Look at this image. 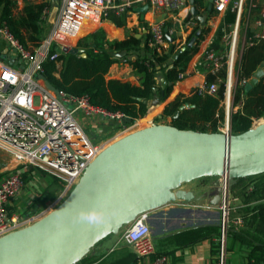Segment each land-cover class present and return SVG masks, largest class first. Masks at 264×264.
I'll use <instances>...</instances> for the list:
<instances>
[{"label":"built area","instance_id":"built-area-1","mask_svg":"<svg viewBox=\"0 0 264 264\" xmlns=\"http://www.w3.org/2000/svg\"><path fill=\"white\" fill-rule=\"evenodd\" d=\"M16 1L48 4L44 12L45 20L52 13H56L57 16L50 32L41 44L33 49L24 47L7 24L0 22V41L6 46V52L0 53V151L9 154L8 161L0 163V238L30 226L53 211L67 198L87 167L103 151L106 144L101 141L94 142V139L86 133L84 127L86 120L95 122L98 134H100L99 124L105 121L119 122L121 129L118 134L124 136L140 122L134 120L132 124L124 125L122 123L126 118L124 115L93 106L86 96L77 97L60 91L58 97L51 91L39 76L44 75V63L47 60L56 61L57 68H61L58 58L63 53H59L56 49L77 47L79 41L86 37V34L82 35L85 28L97 26L91 32L100 30V25L104 21H110L111 16L133 14L139 16L136 9L145 5L148 6L145 17L149 14V18L145 21L150 34L149 46L157 49L159 53L167 49L170 44L166 38V27L171 36L184 32H189L190 36L198 25L197 20L190 16L189 0ZM234 1L214 0V13L225 16L231 9L232 12H236L237 20L229 53L218 56L210 51L207 58L209 72L217 74L222 69L227 70L228 84L229 77L234 74L239 22L243 3L247 0ZM258 1L261 7L254 22L256 29L248 42L249 45L264 39V0ZM203 2L204 8L207 9L208 0ZM248 2L255 7L253 0ZM161 17L162 20L157 21ZM171 23L175 27L171 26ZM16 60L18 66L9 63ZM185 76V73L181 74L179 82ZM249 81H244L242 85L245 86ZM228 84L225 98L227 99L228 96L231 101L232 86L229 87ZM197 90L202 95L214 96L218 88L215 83L210 86L205 84ZM230 113L229 104L225 123L219 129L223 133H231ZM153 119L158 123L161 121V119ZM149 123L150 121H147V125ZM254 124L259 123L255 121ZM47 176L58 179L63 187L54 201L40 208L38 199L49 188V186L43 188V179L45 180ZM219 185L222 188L218 205L221 213L219 224L221 236L218 241V254L211 264H228V230L231 225L241 227L243 220L241 217L231 219L233 208H231V189L228 187L227 178H220ZM27 190L30 191L29 197L22 201ZM38 195L41 196L38 198ZM39 214L40 216H37ZM151 216L149 213L142 214L124 229L123 238L139 259H147L156 254L150 224ZM167 262V257H160L154 264H167Z\"/></svg>","mask_w":264,"mask_h":264},{"label":"water","instance_id":"water-1","mask_svg":"<svg viewBox=\"0 0 264 264\" xmlns=\"http://www.w3.org/2000/svg\"><path fill=\"white\" fill-rule=\"evenodd\" d=\"M189 3L190 16L204 28L214 12V0H208L205 14L199 11L197 0H189ZM136 11L144 21L148 6ZM165 32L168 42L174 44L175 38L168 27ZM201 34V30L196 31L181 52L193 48ZM56 50L87 57L78 47ZM126 54L124 51L115 55L124 58ZM9 63L18 66L17 60ZM171 68L173 65L169 66ZM263 77L264 63L245 85L246 91ZM39 78L59 97L60 90L45 75ZM164 84L173 86L166 81ZM158 89L156 87L154 92ZM160 105L162 100L156 96L150 108ZM193 108L189 103L180 106L172 120L177 119L181 111ZM133 121L126 117L122 123L127 125ZM147 126L125 135L101 152L53 211L30 226L0 238V264H78L96 245L118 235L140 215L151 214L170 204L187 206L204 199L193 191L183 190V185L203 178L226 177L232 189L239 179L264 174V123L253 124L250 130L238 135L181 130L172 123H158L154 119ZM214 188L211 207L218 206L221 200L219 183ZM81 212L99 213L104 217L103 222H80Z\"/></svg>","mask_w":264,"mask_h":264},{"label":"trees","instance_id":"trees-1","mask_svg":"<svg viewBox=\"0 0 264 264\" xmlns=\"http://www.w3.org/2000/svg\"><path fill=\"white\" fill-rule=\"evenodd\" d=\"M197 2L201 6L202 0H197ZM48 6L45 3L24 1L23 6L20 7L16 0H0V22L7 24L24 47L33 49L38 47L47 35L44 12ZM236 18V12H232L231 9L226 12L223 24L210 49L216 55L225 54V48L222 45L224 30L233 26ZM126 19V15L111 16V21L118 27H126ZM140 28L148 29L147 23L141 21ZM198 30H201L202 34L193 48L181 52L182 48L169 44V48L162 50L161 53L149 46V33L137 38V30H128L124 41H110L104 32L98 30L78 43L77 47L87 54L86 58L81 54H63L58 58L61 62L60 69L57 68L56 61L47 60L44 63V75L56 89L68 95L86 96L93 106L111 113H120L133 120H140L148 115L150 102L154 97L159 96L162 102L168 99L174 85L179 82L180 75L187 71L190 62L198 54L199 46L209 29L201 28L198 22V26L186 41L188 43ZM253 35L254 32L250 28L245 30L247 44L241 50L235 68L237 84L233 90L230 113V130L234 135L250 130L255 121L264 119V77L248 92L242 85L244 81L251 80L264 63V39L249 45L248 42ZM54 51L55 49L52 53ZM124 51L127 54L123 59H128L130 54H139L142 51L146 53L144 56L137 55L135 60L128 59L134 73L141 78L138 86L130 82L107 78L110 67L120 60L115 54ZM175 56L177 58H174ZM171 65L173 68L169 69ZM180 68L183 70L181 71ZM158 72H163L165 81L172 83L173 86L162 84L155 93ZM226 79V69L220 70L217 74L209 72L206 76V86L219 83L216 95H202L197 89L193 90L190 95L180 94L166 106L164 117L172 119L180 106L189 103L194 105V108L181 111L178 118L172 120V125L181 130L220 132L219 128L225 122V113L221 109V104L225 96ZM108 122L119 124L121 128L119 122ZM261 177H264V174L239 179L231 189L234 199L242 203V206H239L233 214V218L241 217L243 225L241 227L230 226L227 233V251L244 252L246 263L264 264V203L251 207L253 201L264 199V178ZM251 179L257 180L248 185V180ZM62 187L58 179L51 178L49 188L38 199L40 208L54 201L59 194L57 192ZM220 236V225L217 223L172 233L165 237L155 235L156 257L173 256L176 251L207 240L215 241L212 253L216 256ZM89 255L78 264H90L88 263ZM139 261L135 253H127L125 257L117 261L100 264H138Z\"/></svg>","mask_w":264,"mask_h":264},{"label":"crops","instance_id":"crops-1","mask_svg":"<svg viewBox=\"0 0 264 264\" xmlns=\"http://www.w3.org/2000/svg\"><path fill=\"white\" fill-rule=\"evenodd\" d=\"M197 6L201 14H205L207 12V9L204 8L203 0L201 6L200 4H198V2H197ZM212 14H214V12ZM148 18H149V14L145 17L144 22ZM211 18L212 15L210 14L208 17V24L210 25L211 30L208 32L204 41L201 43L198 54L190 62L188 69L185 72L186 75L185 78L174 85L172 93L165 101L166 103L162 102V105H160L159 107L150 108L148 115L145 117L146 119H148V121H150L153 118H157V119H161L159 123L171 124L172 120L170 118L164 117V110L166 106L170 102L174 101L180 94L188 95L193 90L200 89L206 84V76L209 73V69H210L207 65L208 52L211 51L210 49L216 39L217 30L222 21V16H218L217 18L214 19V21H212ZM140 24H141L140 15L137 16L136 14H133L127 16L126 27H118L110 20V21H104L100 25V30L102 29L104 30L106 38L110 41H114V40L124 41L127 38L128 30H134V31L137 30L138 31L137 35L139 34L141 35L140 38L143 35H145L144 33L145 29L140 28ZM171 26L175 27L173 23H171ZM95 27L97 26H94L93 28H88V30L85 32H91V30L94 29ZM250 29L252 31H255L256 26L254 25V23L251 25ZM189 34H190L189 32L175 33L173 36L175 38L174 44L183 45L185 41H187ZM243 40L244 42H247L245 36ZM222 45L223 46L225 45L224 40L222 41ZM5 52H6V46L3 42L0 41V53L3 54ZM139 54L141 56H144L146 53L142 51L139 52ZM139 54H134V55L130 54L128 59L135 60L137 58V55ZM128 59L120 58V60H117L110 67L107 78L121 80L124 82H130L138 86L140 85L141 78L134 73L132 66L130 65V63H128ZM197 60L198 62L195 63ZM164 81H165L164 73L158 72L157 87L160 88L162 84H164ZM228 85L229 87L232 86V76L229 77ZM154 99L155 97L153 98V100ZM151 102H150V106H151ZM229 102H230V97L227 96L226 106L229 105L228 104ZM160 116L162 117L159 118ZM226 117H227V111L225 112V118ZM105 122L99 124V126L104 124ZM106 123H108V121ZM102 129H103V125L101 127V130ZM182 189L185 191H193L195 192L196 196L202 195L204 196V199L201 202L192 203L191 205H187V206H181L177 203L170 204L164 207L163 209L152 212L150 224L152 227L153 237L155 235L159 237H165L166 235L172 233H178L191 228H196L199 226H205L216 223L217 219L215 218H218V212L212 210L208 205L214 196V194L212 193V187L210 185L201 186L200 192H198L196 191L197 187L194 185V182H191L189 184L183 185ZM234 200L238 202L237 204L238 207L242 206L240 200L238 199H234ZM263 203H264V199H259L257 201H253L251 207ZM214 242H215L214 240H207L192 247L176 251V253L173 256L170 255L167 257L168 259L167 264H211L215 259V256L212 253ZM116 244H117L116 240L110 239L109 241L105 242L103 246H100L96 250H93L89 255L88 263L90 264L93 263L100 264L102 262L112 263L114 261H117L125 257L127 253H134L132 249H128L126 247H116ZM245 255L246 254L241 251L228 252V264H245L246 263ZM156 260L157 257L155 254L147 259H140L138 264H154Z\"/></svg>","mask_w":264,"mask_h":264},{"label":"rangeland","instance_id":"rangeland-1","mask_svg":"<svg viewBox=\"0 0 264 264\" xmlns=\"http://www.w3.org/2000/svg\"><path fill=\"white\" fill-rule=\"evenodd\" d=\"M237 1L238 0H235L234 2H237ZM18 4H19L20 7L23 6V2H20ZM253 4H254L255 7L251 6L250 3L248 2V0L243 3L242 14H241L240 22H239L238 37H237V47H236L237 55H236L235 65H234L235 68H236V65L238 64V61H239V58H240V52H241V50L243 49V47L245 46V43H246L243 40V38L245 36V30L251 27V25L257 20L258 15H259V9L261 7V5H260L261 3L258 0H253ZM211 15H212V18H211L212 21H214V19L218 17V15L216 13L211 14ZM56 16H57L56 13L55 14L52 13L50 16L47 17V20H46L47 33L50 32L52 23L56 19ZM224 18H225V16H222V21H221V24H220L217 32L221 28V26L223 24V21H224ZM157 20H162V18H158ZM236 20H237V18H236ZM234 25L233 26H230L229 28H226L224 30L223 40L225 42V45H224V48H225V52L224 53L225 54H223V55H226V54L229 53L230 44H231V41H232V36L234 35V32H235L234 31ZM197 26L198 25H196V27ZM204 28L209 29L208 31L211 30V27L208 24V22H207V24H206V26ZM87 30H88V28L85 29V31H87ZM85 31H84V33H82V35L83 34H86V36H89V34L93 33V32H91V33L85 32ZM96 31H98V30H95L94 32H96ZM101 31L104 32L103 29ZM185 45H186V41H185V43L183 45L182 44H177L176 46L178 48L179 47L180 48H183ZM200 46H201V44H200ZM200 46H199V50H200ZM218 56H220V55H218ZM197 62H198V60L195 63H197ZM207 65L209 67V61H208ZM227 84H228V76H227V79H226V87H227ZM236 84H237V77H236V73H235V69H234V74L232 76V97H231V101H230V112H231V105H232V100H233V90H234ZM216 85H217V88L219 89V83H216ZM225 92H226V90H225ZM190 94H188V95H190ZM221 109H222V111L224 113L227 111L226 98H225V96H224V100L222 101V104H221ZM147 120H146V118L143 119V120L142 119L139 120L140 122H142V121L144 122L143 125L142 124L140 125V122H139L138 123V126L135 127V128H133L132 129L133 131L131 130V132H134V131H137V130H140V129H143V128L148 127L147 126ZM257 122L259 124L260 123H264V119H262L260 121H257ZM102 125H103V129L101 130ZM102 125L99 126L100 134H98L97 133V130L98 129L95 127V122L92 121V120L91 121L90 120H86L85 121L84 127H85V130H86V133L88 134V136L90 138L94 139V142H100L101 141V143L104 142L105 144H109V143L110 144H113L117 140H119V139H121V138L124 137V134H118L119 133V130L121 129V128H119V124H116V123H113V122H108V123H105V124H102ZM131 132H129L128 134H130ZM8 159H9V154H7L6 152L0 151V163L7 162ZM261 178H264V177H261ZM255 180H257V179L248 180V185H250ZM43 181H44L43 188L45 186H49V181H51V177L47 176L45 178V180L43 179ZM218 183H219V179L218 178H203V179H199V180L194 181V185L197 187V190L196 191L200 192V187L201 186H207V185L209 186L210 185L212 187V193L213 194L215 193L214 186L217 185ZM57 193H59V191ZM29 194H30V191L27 190L25 197L22 198V201L26 200L29 197ZM40 196L41 195H38V198ZM49 203L50 202H48L47 204H49ZM237 204H238V202H236L234 200V197H233V195L231 193V208H233L231 210V219H235V218H233V214L236 212V210L238 208ZM209 207L211 208V206H209ZM211 209L214 210V211H216V212H218V218H215V219H217L216 220V223L217 224H220V222H221V213H220L219 207L216 206V207H212ZM37 216H40V214L37 215ZM124 229L125 228H123L119 232L118 235H116V236H110L107 239H105L102 242H100L98 245H96L91 250V252L93 250H96L98 247L103 246L104 243L107 242V241H109L110 239L116 240V243H117L116 244V247H126L128 249H132L133 250V248L130 245H128L125 242L124 238H123V236H124Z\"/></svg>","mask_w":264,"mask_h":264},{"label":"clouds","instance_id":"clouds-1","mask_svg":"<svg viewBox=\"0 0 264 264\" xmlns=\"http://www.w3.org/2000/svg\"><path fill=\"white\" fill-rule=\"evenodd\" d=\"M104 217L96 212H90V213H85L81 212L78 217V221L80 222H88V223H100L103 222ZM137 234H139V231H137Z\"/></svg>","mask_w":264,"mask_h":264},{"label":"bare ground","instance_id":"bare-ground-1","mask_svg":"<svg viewBox=\"0 0 264 264\" xmlns=\"http://www.w3.org/2000/svg\"><path fill=\"white\" fill-rule=\"evenodd\" d=\"M85 29H86V28H85ZM85 29H84V30H85ZM226 102H227V99H226ZM228 104H230V102H229ZM143 123H144L143 121L140 122V125H141V124L143 125ZM109 144H110V143H109ZM109 144H106V145L104 146L103 151L109 146ZM103 151H102V152H103ZM48 213H49V212H48ZM48 213H47V214H48ZM47 214H46V215H47ZM46 215H45V216H46ZM39 220H40V219H39Z\"/></svg>","mask_w":264,"mask_h":264}]
</instances>
